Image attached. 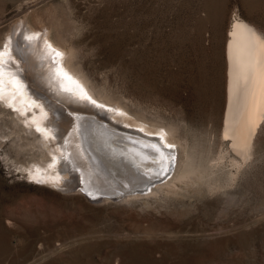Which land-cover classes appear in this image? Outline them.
<instances>
[{
  "label": "rangeland",
  "instance_id": "1",
  "mask_svg": "<svg viewBox=\"0 0 264 264\" xmlns=\"http://www.w3.org/2000/svg\"><path fill=\"white\" fill-rule=\"evenodd\" d=\"M233 12L264 32V0H0V49L10 37L47 32L106 102L102 110L123 107L128 127H165L183 156L195 149L212 157L228 145L218 141L221 51ZM19 116L20 125L0 120V264H264V136L236 179H216L223 192L187 210L162 194L145 207V199H89L76 180L66 186L52 162L60 153L53 136L30 124L53 152L36 162L27 116ZM32 170L60 172L62 185Z\"/></svg>",
  "mask_w": 264,
  "mask_h": 264
},
{
  "label": "bare ground",
  "instance_id": "2",
  "mask_svg": "<svg viewBox=\"0 0 264 264\" xmlns=\"http://www.w3.org/2000/svg\"><path fill=\"white\" fill-rule=\"evenodd\" d=\"M17 38L6 39L0 49V52L8 53L3 57V62H0V79H3L5 85L4 92L0 95V120L9 116L10 121L17 124L21 119L19 114L24 113V116H27L25 122L28 127L25 130L33 138L29 141L32 152L30 155L33 156L32 149L36 151L35 155L39 154L36 162L39 161V156L41 159L48 157L45 153L49 154V139L44 140L43 136L36 138L33 127H29L30 124H35L43 133L53 136L55 148L60 151L53 154L50 150L53 154L52 162L59 166L58 169L57 166L55 168L58 171L61 169L64 179L67 177L66 186L76 180L89 199L96 200L99 195V198L102 196L117 199L128 204L133 203L135 199H145L141 204L151 207L153 203L148 198L162 194L178 200L187 210L196 205L203 196L223 192L224 185L216 182V179L218 181L219 177L225 176L228 178L226 183L236 179L237 172L239 173L253 158L258 143L263 141L264 32L236 12H233L228 21L221 51L224 60V98L221 119L219 118L220 129L217 128L219 143L222 144L225 140L228 145L224 150L219 148L214 156H209L210 158L208 153H199L195 149L187 151L183 156L178 139L165 127L156 132L150 127L153 125L147 122H143L145 125L134 124V128L128 127L127 125L132 123L123 115L128 112L123 107L116 109L110 105L114 111L95 107L97 105L90 101L101 102L99 105L103 106L106 102L95 98L84 77L65 61V56L62 55L64 50L47 32L40 34L39 38L34 37L30 42ZM48 45H51V48ZM57 52L60 53L59 56L56 55ZM25 75L30 79H25ZM13 81L17 82L15 86ZM30 82L43 96H38L32 91ZM65 89L71 91H64ZM85 94L90 99H82ZM11 107L16 117L10 115L8 109ZM28 116L36 122L32 123ZM140 129L145 134L139 132ZM120 136L127 137L126 140L132 141L131 144L116 150L110 148L109 139H117ZM158 141L162 145L173 143V148L164 149L165 156L172 159H166L162 167L156 169V173L139 172L138 170L146 168V162L141 161V157L151 153L150 149L144 148L145 143ZM22 149L21 146L19 150ZM227 156L229 168H225L224 163ZM43 159L42 161H45ZM150 159L152 160V156ZM37 165L34 166L38 167ZM164 168H167V171H163ZM53 171L49 170L51 173ZM30 172L42 182L45 178H54L52 183L61 182L62 185L64 180L60 172L54 177L49 173L46 177L47 172L42 170ZM88 184L92 187V192L87 189ZM123 194L125 196H121Z\"/></svg>",
  "mask_w": 264,
  "mask_h": 264
},
{
  "label": "snow or ice",
  "instance_id": "3",
  "mask_svg": "<svg viewBox=\"0 0 264 264\" xmlns=\"http://www.w3.org/2000/svg\"><path fill=\"white\" fill-rule=\"evenodd\" d=\"M35 36H36V38H39V34H38V33L35 34ZM33 38H34V37L30 35V36H26V37H25V40L30 42V41L33 40ZM48 47L51 48V45H48ZM13 51H15V49H13ZM6 55H8L7 52H0V62H3V57L6 56ZM56 55L59 56L60 53L57 52ZM0 76H2V72H0ZM24 78H25V79H30L27 75H25ZM68 79H71V78L68 77ZM13 84H14V86H15V85L17 84V82H16V81H13ZM4 87H5V85H4V81H3V79H0V95L3 94V92H4ZM29 87L32 88V91H33L36 95H38V96H43V93L37 91V90L32 86V83H31V82L29 83ZM64 91L70 92L71 89H65ZM82 99H90V97H87V95L85 94L84 97H82ZM91 103L95 104L96 102L93 100V101H91ZM97 106H98V107H101V108L104 107L103 105H97ZM57 111H62V110H61V109H57ZM85 130H86V129H85ZM139 131H143V130L140 129ZM61 134H62V133H61ZM161 139H162V138H161ZM254 146H255V141H253V144H252V147H254ZM173 147H174L173 145H162V144L159 143V141H158L157 143H150V144L144 146V148H147V149H150V150H151V153L153 154V155H152L153 163H157V164H163L164 161H165L166 159L169 160V161L172 159V157H170V156H169V157H166V156H165L164 149H165V148H167V149H171V148H173ZM156 154H158V156H157ZM144 158H145V159H148L149 156L146 154ZM163 171H167V168H164ZM161 174H162V173H161Z\"/></svg>",
  "mask_w": 264,
  "mask_h": 264
},
{
  "label": "water",
  "instance_id": "4",
  "mask_svg": "<svg viewBox=\"0 0 264 264\" xmlns=\"http://www.w3.org/2000/svg\"><path fill=\"white\" fill-rule=\"evenodd\" d=\"M139 132H141V131H139ZM141 133H143V134H145L144 132H141ZM148 135V134H147ZM127 139V137H119V138H110L109 139V145H110V148H112V149H114V150H116V149H120V148H122V147H125L127 144H131L130 142H132V141H129L128 142V140H126ZM134 139H136V137H134ZM140 140V139H139ZM146 145H148V144H150V143H145ZM145 155L146 154H143V156L141 157V161H144V162H146L145 163V169L144 170H138L139 172H149V173H156V169L158 170V168L160 167H162V165L163 164H156V163H153V160H151L150 158H151V156L153 155V154H151V153H149L148 152V156H149V158L148 159H145L144 157H145ZM156 155H158V154H156ZM147 168H149V169H147ZM155 170V171H154ZM165 173V172H164ZM88 195V194H87ZM98 197H99V195H98ZM95 199V198H94Z\"/></svg>",
  "mask_w": 264,
  "mask_h": 264
}]
</instances>
